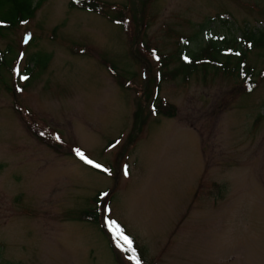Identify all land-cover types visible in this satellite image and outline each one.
<instances>
[{
	"label": "rangeland",
	"instance_id": "374dc122",
	"mask_svg": "<svg viewBox=\"0 0 264 264\" xmlns=\"http://www.w3.org/2000/svg\"><path fill=\"white\" fill-rule=\"evenodd\" d=\"M96 1L108 10L46 0L0 37V264H135L101 213L78 219L99 191L141 264H264V48L243 38L264 32V0ZM209 42L245 54L251 92L222 67L232 55L197 62ZM178 57L196 64L171 78ZM156 87L171 118L149 107Z\"/></svg>",
	"mask_w": 264,
	"mask_h": 264
},
{
	"label": "trees",
	"instance_id": "16d2710c",
	"mask_svg": "<svg viewBox=\"0 0 264 264\" xmlns=\"http://www.w3.org/2000/svg\"><path fill=\"white\" fill-rule=\"evenodd\" d=\"M46 0H0V37H4L6 33L9 31L16 29L17 27H20L24 24H27L30 20H32L36 14V12L40 9V7L43 5V3ZM69 7L74 9L79 8L83 9L87 12H95V13H102L104 11H107V8H104V4L99 3L96 0H69ZM119 12V11H118ZM109 19H116L113 22L116 24L124 25L125 21H120L123 19V13H118L115 17L111 18L108 14H106ZM127 26V25H126ZM245 33V32H244ZM139 35V30L136 31V39ZM244 41L246 43H252L255 46H258L260 48H264V32H253L250 31L248 33L244 34ZM136 39L133 41L135 42ZM222 50V47H220L218 44L209 42V44L206 45V48H201L194 52V57H200L204 63L208 64L209 60H213L215 58V53H220ZM6 52L0 53V71L4 70L9 67V61L7 60ZM191 56V55H190ZM161 57V69L167 68L168 64L171 63L170 56ZM192 57V58H194ZM225 58V57H224ZM41 57L39 55H33L30 57V61L28 62L29 65L32 64L33 67H39L43 69L47 63V57H43V59L46 61V63H42ZM178 61L180 63V66H178V69H176L173 72H167L171 78L176 77L180 72H191L194 68V65L196 62H193L195 64H185L181 61V59L178 57ZM200 61V60H199ZM232 59L230 57L225 58V64L222 66L225 72H228L229 75L235 74L237 78L241 82H246L247 80L253 76L254 69L252 67H247L245 69H242L240 65L245 62V54H240L239 58H236L234 60V65H231ZM203 63V64H204ZM217 63V62H216ZM232 66V67H231ZM33 67L29 69L28 67L25 69V73L29 74L32 72ZM205 67V66H204ZM231 67V68H230ZM165 78L164 75L160 72V75L157 79L161 81V79ZM242 79V80H241ZM128 83V82H127ZM145 92V91H144ZM139 101V100H138ZM149 107H152L155 115L163 116L166 118H171L174 114V108L171 105H165L163 101L158 96V87H156L155 93L152 95V100L150 101ZM137 117L140 118V112H137ZM30 119H28L29 121ZM37 138L47 144V145H53L54 143L51 142L52 140H44L47 138H44L40 133H38ZM44 139H42V138ZM94 203L96 204L93 209L84 210L80 212V215L78 216L79 220H85L89 222H98V201L97 198H94ZM125 232V231H124ZM126 233V232H125Z\"/></svg>",
	"mask_w": 264,
	"mask_h": 264
},
{
	"label": "snow or ice",
	"instance_id": "6c2138e0",
	"mask_svg": "<svg viewBox=\"0 0 264 264\" xmlns=\"http://www.w3.org/2000/svg\"><path fill=\"white\" fill-rule=\"evenodd\" d=\"M28 39H29V37L26 36L24 42L27 43ZM17 74L19 75V72ZM21 79L26 80L27 77L21 76ZM76 154L85 163L92 165L93 167L98 168V169L102 168V166L100 164L95 163L91 159L87 158L86 155L83 152H81L80 150H76ZM103 170L105 172L108 171V169H106V168H104ZM124 175L125 176L129 175V171H128L127 166H125ZM102 195L106 197L108 194L103 193ZM106 211H108V210L106 209ZM106 223H107V226L109 228V231L112 232V234H113V238L117 241L116 246L124 252L131 253V255H129V257H128L129 260H134L135 264H141L140 259L136 255V249L133 247V241L127 235L124 234L123 230L120 228V226L115 221H106Z\"/></svg>",
	"mask_w": 264,
	"mask_h": 264
}]
</instances>
